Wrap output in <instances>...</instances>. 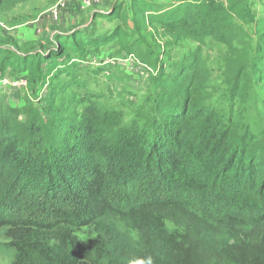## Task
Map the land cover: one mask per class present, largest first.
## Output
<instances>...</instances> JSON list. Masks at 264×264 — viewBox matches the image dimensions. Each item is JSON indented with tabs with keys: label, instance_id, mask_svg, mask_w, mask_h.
<instances>
[{
	"label": "trees",
	"instance_id": "obj_1",
	"mask_svg": "<svg viewBox=\"0 0 264 264\" xmlns=\"http://www.w3.org/2000/svg\"><path fill=\"white\" fill-rule=\"evenodd\" d=\"M25 1L0 0V11ZM114 13H95L68 35L55 31L45 46L4 59L1 75L62 74L86 51L127 37L120 25L110 36L95 33V21H112ZM131 13L137 33L198 44L170 77L152 78L159 90L141 126L92 104L64 120L57 107L50 112L61 118L32 129L25 143L11 127L12 111L0 106V236L15 253L11 264H101L119 249L110 216L137 232L134 257L143 264H264V126L256 132L230 123L206 103L209 70L201 55L206 38L226 48L228 97L247 102L252 85L264 83V18L251 0H177L162 9L132 0ZM137 43L122 42L146 66ZM82 228L98 233L94 261L75 235Z\"/></svg>",
	"mask_w": 264,
	"mask_h": 264
},
{
	"label": "rangeland",
	"instance_id": "obj_2",
	"mask_svg": "<svg viewBox=\"0 0 264 264\" xmlns=\"http://www.w3.org/2000/svg\"><path fill=\"white\" fill-rule=\"evenodd\" d=\"M57 0H27L16 5L10 11H0V63L5 59L9 63L15 62L19 55L32 53L37 47L45 46L46 37H51L55 31L70 34L72 28L80 25L87 26L91 16L95 13L115 15V19L95 21L97 35L110 36L117 26H121L127 34L126 38L112 39L97 50L86 51L82 61H73V67L62 70V74L44 76L40 71L31 73L26 70L24 77L27 80L25 90L19 92L11 89H0V106L8 107L12 111V122L17 135L25 136L31 140L32 129L49 127L54 119L61 115H54L50 111L61 108L66 119L79 115L87 105H94L100 111H115L122 117L124 125L132 121L142 124V116L146 114L148 100H155L158 86L151 82L160 72L164 77H170L173 67L180 60L192 54L198 44L191 39L183 40L177 44L164 38L159 31L135 32L132 24L131 1L109 0L101 2L91 9L71 10L73 13L70 23H57L63 16L53 19L51 10ZM156 9L166 8L177 0H148ZM257 18H264V0H251ZM115 6V7H114ZM68 14V12H67ZM51 22H56L52 24ZM40 33L34 37V27L40 26ZM31 28V29H30ZM48 29V31L45 30ZM251 34V52L255 47L256 38L253 36V25L245 26ZM137 43V48L142 52V59L133 62H123L128 55L123 44ZM226 48L210 38L205 39L201 49L202 58L209 70L207 104L218 110L225 120L230 123L242 121L253 131H259L264 126V83L252 85L248 100L240 103L228 97L223 84L224 62ZM136 56V55H135ZM11 66L5 71L9 75ZM145 66V67H144ZM48 64H43L40 70H47ZM2 72H0V77ZM9 77V76H8ZM13 78V77H9ZM5 94L3 93V91ZM45 91V94H43ZM51 91V94L49 93ZM5 96V97H4ZM227 123V124H230ZM29 143V141H28ZM111 223L119 236V249L112 250L109 257L101 264H139L134 257L138 244L137 232L132 230L124 220L110 216ZM167 228L173 230L167 223ZM84 254L91 260L98 258L94 243L98 240V233L92 228H82L75 232ZM218 238V235H214ZM8 240L0 236V264H11L14 251L6 249ZM132 248L134 253L128 252ZM127 248V250H126Z\"/></svg>",
	"mask_w": 264,
	"mask_h": 264
},
{
	"label": "built area",
	"instance_id": "obj_3",
	"mask_svg": "<svg viewBox=\"0 0 264 264\" xmlns=\"http://www.w3.org/2000/svg\"><path fill=\"white\" fill-rule=\"evenodd\" d=\"M109 0H57L51 10V16L53 19H58L63 13L71 10H87L93 8V6ZM3 25L0 23V27ZM135 61L132 55H128L124 58L123 62ZM10 77V76H9ZM8 75L0 77V89H11L16 91H23L27 87L26 77L23 75L9 78ZM4 91V90H2ZM45 94V91H43Z\"/></svg>",
	"mask_w": 264,
	"mask_h": 264
},
{
	"label": "crops",
	"instance_id": "obj_4",
	"mask_svg": "<svg viewBox=\"0 0 264 264\" xmlns=\"http://www.w3.org/2000/svg\"><path fill=\"white\" fill-rule=\"evenodd\" d=\"M67 12H68V14H67ZM67 12H65V14H63V16L61 17V19L59 20V21H57V23H65V22H67V23H70V22H68V21H70L69 19H72V17H74L73 16V13L72 12H69V11H67ZM52 24H54V23H56V22H51ZM43 25L44 24H40V26H38V27H34V29H36V31H34L33 33H34V37H37L38 36V34L40 33V28L41 27H43ZM31 29V28H30ZM45 30L46 31H48V29L47 28H45ZM58 34H60V35H66V34H63L62 32H59V31H56ZM54 34V33H53Z\"/></svg>",
	"mask_w": 264,
	"mask_h": 264
},
{
	"label": "clouds",
	"instance_id": "obj_5",
	"mask_svg": "<svg viewBox=\"0 0 264 264\" xmlns=\"http://www.w3.org/2000/svg\"><path fill=\"white\" fill-rule=\"evenodd\" d=\"M139 264H143V262H139ZM149 264H151V262L149 261Z\"/></svg>",
	"mask_w": 264,
	"mask_h": 264
}]
</instances>
